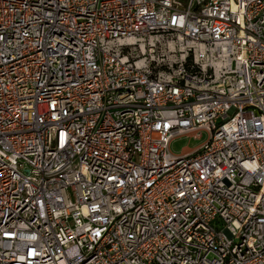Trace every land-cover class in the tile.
I'll use <instances>...</instances> for the list:
<instances>
[{
  "label": "built area",
  "instance_id": "built-area-1",
  "mask_svg": "<svg viewBox=\"0 0 264 264\" xmlns=\"http://www.w3.org/2000/svg\"><path fill=\"white\" fill-rule=\"evenodd\" d=\"M0 264H264V0H0Z\"/></svg>",
  "mask_w": 264,
  "mask_h": 264
},
{
  "label": "rangeland",
  "instance_id": "rangeland-1",
  "mask_svg": "<svg viewBox=\"0 0 264 264\" xmlns=\"http://www.w3.org/2000/svg\"><path fill=\"white\" fill-rule=\"evenodd\" d=\"M207 139V134L202 137L179 136L172 143V150L175 153H180L185 147L195 148Z\"/></svg>",
  "mask_w": 264,
  "mask_h": 264
}]
</instances>
